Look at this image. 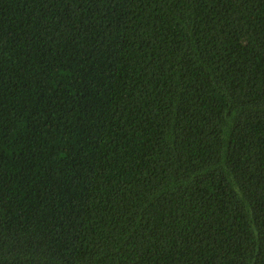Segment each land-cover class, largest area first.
Returning a JSON list of instances; mask_svg holds the SVG:
<instances>
[{
    "label": "trees",
    "instance_id": "16d2710c",
    "mask_svg": "<svg viewBox=\"0 0 264 264\" xmlns=\"http://www.w3.org/2000/svg\"><path fill=\"white\" fill-rule=\"evenodd\" d=\"M0 264H264V0H0Z\"/></svg>",
    "mask_w": 264,
    "mask_h": 264
}]
</instances>
